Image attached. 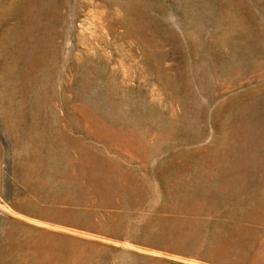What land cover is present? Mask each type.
I'll return each instance as SVG.
<instances>
[{
    "label": "rangeland",
    "instance_id": "1",
    "mask_svg": "<svg viewBox=\"0 0 264 264\" xmlns=\"http://www.w3.org/2000/svg\"><path fill=\"white\" fill-rule=\"evenodd\" d=\"M0 264H264V0H0Z\"/></svg>",
    "mask_w": 264,
    "mask_h": 264
},
{
    "label": "bare ground",
    "instance_id": "2",
    "mask_svg": "<svg viewBox=\"0 0 264 264\" xmlns=\"http://www.w3.org/2000/svg\"><path fill=\"white\" fill-rule=\"evenodd\" d=\"M23 60V59H22Z\"/></svg>",
    "mask_w": 264,
    "mask_h": 264
}]
</instances>
